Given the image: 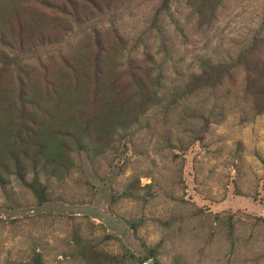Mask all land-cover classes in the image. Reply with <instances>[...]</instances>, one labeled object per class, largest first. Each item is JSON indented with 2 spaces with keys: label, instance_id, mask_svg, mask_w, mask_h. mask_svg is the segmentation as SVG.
<instances>
[{
  "label": "rangeland",
  "instance_id": "374dc122",
  "mask_svg": "<svg viewBox=\"0 0 264 264\" xmlns=\"http://www.w3.org/2000/svg\"><path fill=\"white\" fill-rule=\"evenodd\" d=\"M98 40L109 61L132 57L151 88L160 73L161 102L115 134L110 111L93 108L103 120L87 147L48 137L60 162L37 173L42 196L0 174V264H264V0H0V66L30 74L35 94L43 64L58 72ZM206 58L231 67L168 106ZM115 93L111 107L127 115ZM54 99L55 113L70 107ZM14 105L0 101V151Z\"/></svg>",
  "mask_w": 264,
  "mask_h": 264
},
{
  "label": "trees",
  "instance_id": "16d2710c",
  "mask_svg": "<svg viewBox=\"0 0 264 264\" xmlns=\"http://www.w3.org/2000/svg\"><path fill=\"white\" fill-rule=\"evenodd\" d=\"M109 8V4L106 3L104 9ZM103 42L97 41L92 54L79 51L70 58L62 56L58 62V72L50 71L48 66L43 64V86L46 87L40 94L26 89L30 74L24 71L17 73L7 64L0 66V101L15 100L12 111L14 122L6 133L11 147L8 151H0L1 175L12 171L33 192L42 196L44 187L37 173L41 168L45 169V166H51V171L56 170V164L60 162L57 154L52 158L54 144L49 143L48 137L64 138L63 142L67 144L76 140L82 148L87 147L86 141L96 142V139L91 138V129L103 120L94 119L90 115L93 108H97L99 112L110 111L112 116L109 132L115 134L117 130H126L136 122L149 106L161 102L160 73L156 81L157 86L151 88L146 77L138 72L140 65L133 61L132 57L124 56L125 60L119 61L118 64L116 59L112 62L108 57L105 58L107 49H102L105 47ZM199 65L200 70L192 74L182 87L170 95L167 100L168 106L176 105L205 88L214 89L221 81L223 76L221 72L231 67L225 62H213L207 58L202 59ZM117 67L122 69L117 71ZM8 74L13 76L15 88L6 84L5 78ZM120 91L126 93L122 104L126 103L125 105L130 108L127 115L123 114L125 112L122 109L111 107L112 97H107V92H116L115 95L118 96ZM10 94L13 97L9 96ZM54 98L71 102L70 107L55 113L52 109ZM255 108L257 113L264 111L263 104H255ZM76 112L78 117L70 116ZM44 155L48 158L47 161ZM58 156L60 158L61 154L58 153ZM25 164H28L26 168L34 174L28 182L24 181ZM61 166L63 167V164Z\"/></svg>",
  "mask_w": 264,
  "mask_h": 264
}]
</instances>
